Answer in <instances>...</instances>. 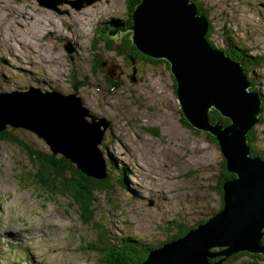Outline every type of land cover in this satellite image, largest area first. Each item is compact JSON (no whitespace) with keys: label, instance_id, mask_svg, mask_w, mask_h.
I'll use <instances>...</instances> for the list:
<instances>
[{"label":"rangeland","instance_id":"1","mask_svg":"<svg viewBox=\"0 0 264 264\" xmlns=\"http://www.w3.org/2000/svg\"><path fill=\"white\" fill-rule=\"evenodd\" d=\"M69 1L82 5L61 3L55 9L39 0H0V91L33 87L50 96L73 93L94 116L108 119L110 126H100L103 135L96 146L113 161L114 167L107 168L110 188L93 193V217L86 220L74 195L60 197L40 186L38 173L46 166L34 154H53L51 146L27 128L7 126L17 140H0V264H105L112 246L129 261L146 247L148 255L174 235L185 236L223 208L218 193L223 153L208 131L189 121L188 127L182 124L168 65L141 64L138 84L127 78L123 86L106 91L103 72L93 66L102 59L106 71L102 62L116 58L115 50L104 46L112 37L103 29L110 20L129 16L128 0ZM191 2L209 21L214 48L231 58L230 45L235 54L244 50L262 60L247 72L248 88L262 95L261 100L256 94L262 101L259 120L247 134L249 156L260 157L252 155V146L264 153V0ZM223 118L229 122L220 124H232ZM32 148L38 152L27 153ZM225 168L229 171L226 163ZM262 234L264 246V228ZM220 249L210 247L211 252ZM242 252L247 251L231 264H251L250 254L264 255Z\"/></svg>","mask_w":264,"mask_h":264},{"label":"water","instance_id":"2","mask_svg":"<svg viewBox=\"0 0 264 264\" xmlns=\"http://www.w3.org/2000/svg\"><path fill=\"white\" fill-rule=\"evenodd\" d=\"M39 2L52 4L55 9L61 3L77 9L82 5L69 0ZM131 19L129 27H121L119 20H110L109 26L118 24L114 30L122 31L128 28L139 50L149 57L166 59L176 81L182 114L190 124L216 138L227 169L236 174L223 182V208L217 214L189 229L185 236L149 250L139 264H220L234 252L263 254L260 239L264 228V159L250 157V148H247V134L261 113L262 101L257 91L248 88L251 81L241 64L209 43L206 37L209 21L199 13L195 2L140 0ZM103 31L113 30L105 26ZM105 62L101 65L106 73L116 76L118 65L107 62L109 70ZM0 97V130L6 125L27 128L43 136L54 154H64L84 172L89 170L87 167H93L94 172H86L89 175L105 176V166L97 167L101 153L96 146L103 135L100 128L103 120L99 117L96 120L94 113L82 106L75 94L60 92L50 96L30 87L20 92L0 91ZM212 107L231 118L232 124L210 122ZM55 110L62 112L57 115ZM68 123H72L69 128ZM50 125L55 126L54 132L60 140L50 139ZM211 246L228 248L211 252ZM218 256L222 258L211 261Z\"/></svg>","mask_w":264,"mask_h":264},{"label":"trees","instance_id":"3","mask_svg":"<svg viewBox=\"0 0 264 264\" xmlns=\"http://www.w3.org/2000/svg\"><path fill=\"white\" fill-rule=\"evenodd\" d=\"M140 0H128L126 1L127 6L132 8L133 5L137 4ZM197 4V3H196ZM128 7L126 8V13L128 11ZM203 10H199L200 13ZM130 15V14H129ZM128 19L129 16L127 15ZM127 19V18H125ZM128 21V20H127ZM128 22H131V19H129ZM103 26V23H102ZM209 30H210V24L208 26V32L206 34V37L209 41V43L211 45H213L211 43V40L209 39L210 34H209ZM124 42V46L122 50H118V53H122L124 48L127 50H130L131 47V42L130 39L125 37L123 39ZM214 46V45H213ZM136 47V46H135ZM232 46H228L227 48V53L229 54V56L231 57V59H235L239 62H241L242 67L244 69V72L246 75H248V69L254 68L255 66L259 65L261 63L262 60H260L258 57H255L253 55H247L245 54L244 50H237L238 54L233 53L234 50L231 49ZM109 49H114L117 50L118 48H116L114 46V41L111 40L109 45H108ZM138 51H140L143 55L144 54L141 50H139L137 47L135 48ZM230 50V51H229ZM148 56V55H146ZM102 59H98L95 60L93 62V66H95L97 69L101 70L100 67V62ZM103 72V71H102ZM104 77L107 81L110 82V87H115L120 85V79L116 78V76H112L110 77L106 71H104ZM172 75V74H171ZM173 78V75H172ZM174 82L175 79L173 78ZM175 86V83H174ZM250 90H254L255 89H250ZM261 97L262 95L257 92ZM182 113V110H181ZM181 122L183 125L185 126H189L186 117L182 114L181 115ZM209 118L212 120V122H215V120L220 121V123L222 124H227L229 121L223 117H221L217 111L215 110H210L209 112ZM214 120V121H213ZM7 126L10 125H6L5 127H3L2 130H0V140L2 141H8V142H14L17 140L16 137L12 136L10 132L7 131ZM11 127V126H10ZM23 128V127H22ZM24 129V128H23ZM207 137L209 139L210 142L215 143L217 145V142L215 141L214 137L207 134ZM249 142L251 143V135H249ZM251 145V144H249ZM33 149V148H32ZM26 151V149H24ZM28 150L27 153H36L38 152L37 150ZM36 155V157H39L42 159V161L44 162L46 168L44 169V171H40L38 174L39 177V181H42L43 183L40 184L41 187H45L46 191L49 192L50 194H54V195H58L60 197H65V196H69L70 195H74L72 196L74 199L76 198V201L79 203V206L81 208V212L82 214L85 216L86 220H91V218L93 217L92 211L90 209L92 203H94L96 201L95 196L93 195L94 192H107L108 189L110 188V185L108 183V177H109V173L107 172V168L108 167H114L113 161L110 158V160L106 161L105 157H103L102 154H99L98 159H97V167L98 169H100V165L102 164L105 170V176L104 177H96L93 175H89L86 172L82 171L79 167H76L74 164L76 162H73L72 160H70L69 158H67L64 154H34ZM252 155H259L260 157H264V153L260 152L259 150H256L255 148H253L252 146ZM66 157V158H65ZM104 159V160H103ZM222 166H223V171H221V179L219 181L220 186H218V193L221 195L222 193V182L225 179H232L234 177L233 172L231 171H227L225 168V163L224 160L222 161ZM97 172V171H96ZM100 174V173H99ZM98 174V175H99ZM89 194V195H88ZM88 195V196H87ZM77 207V205H76ZM184 232L186 231L184 228L182 229ZM182 233V232H181ZM180 233V234H181ZM180 234L174 235L173 237H171L169 240H172V238L174 237H178L180 236ZM166 240V241H169ZM264 241V238H263ZM126 243H124V245L127 247V245L130 244V238H127L125 240ZM92 248L94 250H97V248L95 246H92ZM150 247H146V249H148ZM122 250L125 251V248H121ZM146 249L145 251H143L142 254L138 255L135 259L129 260L127 261V257H125V260L122 263H115V258H116V254L114 252V247H109L108 248V252L109 254L106 256L105 258V264H138L141 261H143V259H145L146 257ZM243 255H248L247 252H242ZM126 254V253H125ZM238 255L241 256V252L239 253H235L234 255L229 256L228 258L222 260V262L220 264H231L232 262H235V258H238ZM252 258H255L251 264H264V255H260V254H250L249 255ZM222 258V256L217 257L215 260L211 259V261H218ZM108 259V260H106ZM211 261H209L211 263Z\"/></svg>","mask_w":264,"mask_h":264},{"label":"flooded vegetation","instance_id":"4","mask_svg":"<svg viewBox=\"0 0 264 264\" xmlns=\"http://www.w3.org/2000/svg\"><path fill=\"white\" fill-rule=\"evenodd\" d=\"M127 10V9H126ZM133 11V7L130 8L128 7V12H129V19H131V13ZM127 19H113L112 21H120L121 22V27H129L132 24V19L131 22H128L129 19L128 17H126ZM128 20V21H127ZM118 24H114L111 25V27L109 26L108 23H106L107 28H109L111 31L110 33L106 32V35L112 37L109 38V40L107 38L106 41L107 43L104 45L106 47H108L109 43L111 40L114 41V46L116 48H118L117 50H115L116 53V58L114 60H110L113 63H116L118 65V74L117 77L118 79H120V85L115 86L116 88L123 86L124 81L129 78V80L134 84H138L139 83V77H140V65L141 64H156V63H163L165 66L169 64L166 61V59L164 58H152L146 55H143L140 51H138L137 49H135L136 47L131 43V47L130 50H127L124 48L122 53H118V50H122L123 46L125 45L123 42V39L125 37L130 39V42L132 40V31L129 30L128 28L125 29L124 31L122 30H114L115 27H117ZM119 28V27H118ZM107 31H109L107 29ZM114 51V50H113ZM102 76H104V70H102ZM170 71V69H169ZM171 73V72H170ZM135 76V79H134ZM105 79V77H104ZM106 80V79H105ZM110 86V82L106 80V85L104 90L106 91L107 87ZM122 248V247H121ZM114 252L117 254V257L115 258V263H122L125 260L126 254L117 249L114 248Z\"/></svg>","mask_w":264,"mask_h":264},{"label":"bare ground","instance_id":"5","mask_svg":"<svg viewBox=\"0 0 264 264\" xmlns=\"http://www.w3.org/2000/svg\"><path fill=\"white\" fill-rule=\"evenodd\" d=\"M40 23H42L41 24V26L43 27V21H41ZM26 100V99H25ZM262 103V102H261ZM59 110V109H58ZM58 110H55V114H60V112H62V110H60V112L58 111ZM42 113V112H41ZM95 117H97V116H95ZM223 117H225V116H223ZM98 118V117H97ZM99 118H101L102 120H103V125L105 126V127H107V128H109V126H110V122H109V120L108 119H106L105 117H99ZM216 122H220V121H216ZM71 124L72 123H68V125H67V128H69L70 126H71ZM57 126V125H56ZM58 127V126H57ZM229 127V126H228ZM50 130L51 131H48V133H50V139L53 141V142H56V139L57 140H60V137H59V135H57L56 134V132H54L55 130H57L56 128H55V126H53V125H50ZM36 134V133H35ZM38 135V134H37ZM40 138H42V139H44V141L45 142H47L48 143V141H46L45 140V138L43 137V136H41V135H38ZM248 146V145H247ZM55 147H56V145H55ZM52 148V147H51ZM247 148H249V147H247ZM57 149V148H56ZM54 154V153H53ZM264 237V236H263ZM219 248H221L222 250L224 249V247L223 246H219ZM221 249H220V251H221ZM218 252V251H217ZM241 252V251H240ZM260 253V252H259ZM234 254V253H233Z\"/></svg>","mask_w":264,"mask_h":264},{"label":"clouds","instance_id":"6","mask_svg":"<svg viewBox=\"0 0 264 264\" xmlns=\"http://www.w3.org/2000/svg\"><path fill=\"white\" fill-rule=\"evenodd\" d=\"M248 76V75H247Z\"/></svg>","mask_w":264,"mask_h":264}]
</instances>
